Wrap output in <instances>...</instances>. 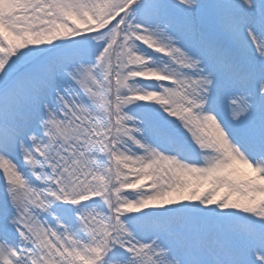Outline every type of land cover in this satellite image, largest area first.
<instances>
[{
    "label": "snow or ice",
    "instance_id": "snow-or-ice-1",
    "mask_svg": "<svg viewBox=\"0 0 264 264\" xmlns=\"http://www.w3.org/2000/svg\"><path fill=\"white\" fill-rule=\"evenodd\" d=\"M0 264H264V0H0Z\"/></svg>",
    "mask_w": 264,
    "mask_h": 264
},
{
    "label": "rangeland",
    "instance_id": "rangeland-1",
    "mask_svg": "<svg viewBox=\"0 0 264 264\" xmlns=\"http://www.w3.org/2000/svg\"><path fill=\"white\" fill-rule=\"evenodd\" d=\"M146 183H147V182H146ZM126 191H130V192H131V191H135V190H126Z\"/></svg>",
    "mask_w": 264,
    "mask_h": 264
}]
</instances>
